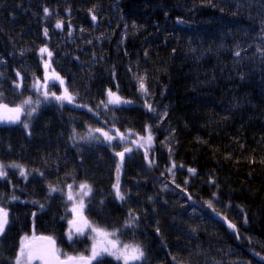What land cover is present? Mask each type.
I'll use <instances>...</instances> for the list:
<instances>
[{
    "label": "trees",
    "instance_id": "trees-1",
    "mask_svg": "<svg viewBox=\"0 0 264 264\" xmlns=\"http://www.w3.org/2000/svg\"><path fill=\"white\" fill-rule=\"evenodd\" d=\"M46 62V90L59 96L66 87L72 102L45 100L33 87L44 84ZM55 74L63 85H53ZM109 89L131 103L104 108ZM0 93L13 105L31 97L25 111L37 108L0 127L8 173L0 204L10 221L0 264H15L33 233L87 255V237L66 236L67 185L75 193L82 182L92 188L84 215L139 243L137 264H264V0H0ZM100 264L122 261L106 255Z\"/></svg>",
    "mask_w": 264,
    "mask_h": 264
},
{
    "label": "snow or ice",
    "instance_id": "snow-or-ice-1",
    "mask_svg": "<svg viewBox=\"0 0 264 264\" xmlns=\"http://www.w3.org/2000/svg\"><path fill=\"white\" fill-rule=\"evenodd\" d=\"M45 13L48 14L49 10L47 8L44 9ZM93 20L96 19L95 16L92 17ZM56 28H62L63 23L61 21H57ZM44 34L47 36L48 29L45 28ZM41 54L47 53L48 57H52V52L49 51L46 47L40 49ZM239 55V53H237ZM49 65L45 63L46 75L44 77V84H40V78L36 79V83L33 85L38 91L40 88H44L45 90L41 93L45 100H48L50 97L57 100V101H65L72 102L74 100V96L68 91L65 87L64 91L61 95H56L55 92L49 93L46 89L49 87V77L47 75V69ZM19 76L20 74L17 73ZM139 80V88L142 92L147 94L148 89L144 81V77H137ZM56 81H59L61 85L64 84L62 78L59 77V74H55L52 77V83L55 84ZM22 86L21 83H17L16 87L20 88ZM3 94L0 93V97ZM108 100L107 102L102 101L101 104L104 108H108L109 105H121V104H128L131 101L125 100L124 98L117 95L108 90L107 93ZM147 103V102H146ZM33 101L31 97L26 98L25 100L21 101L19 104H16L14 107H10L8 103H4L2 99H0V123H22L21 116L27 115L31 116L33 113L37 111L36 107H31L29 111H25V105H32ZM35 104L38 106L40 101H35ZM84 107H87L86 105ZM149 111H155L154 108L150 104L147 105ZM98 114V113H97ZM24 127L27 128L28 124L24 123ZM130 131V130H129ZM145 131L148 133L146 139L149 144L151 145L152 135H151V126L146 125ZM93 132H100L104 139L111 142L112 140L116 139L117 137L120 140H126L127 137L124 133H120L117 130V137H114L109 134V132L103 131L102 129H90V135ZM138 135V134H137ZM141 140L145 139L144 137H140ZM138 143V142H136ZM139 147H143V144H139ZM131 148H125L123 152L117 153L118 156L121 158L124 157L126 152H131ZM147 151L145 152V157L147 158ZM151 163V161H150ZM12 168H19L20 175L27 179L28 173L24 170L23 166L17 165L13 163L12 165L8 166ZM176 165L173 163V168ZM120 166H117V172L119 173ZM172 169H169L171 171ZM189 171L195 174V169H189ZM6 166L3 163H0V178L7 177ZM42 175V174H41ZM116 189L117 198L123 200L124 195L119 190V181L117 178V184L113 185ZM68 192H67V201L72 202V206L70 209H67L72 214V219L67 221L68 229L66 231V236L69 242H72L74 238H81L87 237L90 241V247L86 248L87 255L84 252H78L75 255L63 252L57 246V238L54 235L48 236H36L33 233L31 238L25 236L22 237L19 251L15 257V264H34V262H38V264H100L101 259L104 256H111L116 261H122V264H137V262L142 261L145 257L144 248L136 242H123L120 240L119 235L121 230L120 229H112L108 230L107 228L97 225L90 221L84 215L85 209V197L90 196L92 192L91 186L87 182H82L78 185L77 191L74 193L72 191L73 184L67 185ZM62 191L61 189L49 185V192H57ZM78 198V199H77ZM19 197L13 195L10 197L11 201L18 200ZM33 203H36L33 201ZM209 208H212V202L208 201ZM43 208V205H41ZM215 211V209H213ZM35 215V213H33ZM65 217H61L64 219ZM9 210L3 204H0V235L5 232L6 226L9 224ZM134 224V219H129L126 221L124 227H131ZM231 228L235 229V225L230 224ZM28 241V243H25Z\"/></svg>",
    "mask_w": 264,
    "mask_h": 264
},
{
    "label": "water",
    "instance_id": "water-1",
    "mask_svg": "<svg viewBox=\"0 0 264 264\" xmlns=\"http://www.w3.org/2000/svg\"><path fill=\"white\" fill-rule=\"evenodd\" d=\"M94 22L96 23L97 22V19L94 20ZM4 102V101H3ZM4 103H7V102H4ZM9 104V103H8ZM10 107H14L15 105L13 104H9ZM24 118V115L21 116V121L23 120ZM18 124L20 123H0V127H11V126H17ZM41 235H44V236H48L49 234H44V233H39V234H36V236H41ZM28 243V241H27ZM58 246V244H57ZM75 255V254H73Z\"/></svg>",
    "mask_w": 264,
    "mask_h": 264
},
{
    "label": "rangeland",
    "instance_id": "rangeland-1",
    "mask_svg": "<svg viewBox=\"0 0 264 264\" xmlns=\"http://www.w3.org/2000/svg\"><path fill=\"white\" fill-rule=\"evenodd\" d=\"M78 199V198H77ZM25 237V236H24ZM27 237H29V236H27ZM25 243H27V241H25ZM34 264H38L37 262H34Z\"/></svg>",
    "mask_w": 264,
    "mask_h": 264
},
{
    "label": "flooded vegetation",
    "instance_id": "flooded-vegetation-1",
    "mask_svg": "<svg viewBox=\"0 0 264 264\" xmlns=\"http://www.w3.org/2000/svg\"><path fill=\"white\" fill-rule=\"evenodd\" d=\"M38 263V262H37Z\"/></svg>",
    "mask_w": 264,
    "mask_h": 264
}]
</instances>
